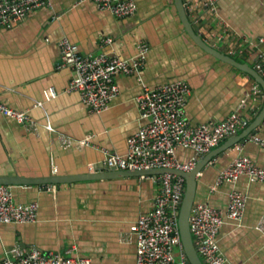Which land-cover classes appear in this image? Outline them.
<instances>
[{
	"label": "crops",
	"instance_id": "obj_1",
	"mask_svg": "<svg viewBox=\"0 0 264 264\" xmlns=\"http://www.w3.org/2000/svg\"><path fill=\"white\" fill-rule=\"evenodd\" d=\"M133 1L137 13L117 18L90 0H52L51 8L0 29V102L32 119L20 124L0 113V177L88 174L90 165L104 160L105 151L125 155L128 139L146 124L137 97L178 80L192 89L186 106L191 126L218 123L233 113L250 124L259 116L264 96L255 93L254 79L199 47L186 32L175 0ZM186 4L202 35L225 54L248 64L264 54L260 42L264 0H220L216 11L206 9L202 0H186ZM109 38L112 42L106 43ZM63 39L78 45L85 55L134 59L141 42L148 43L150 50L140 72L116 77L120 93L110 107L90 113L78 92L67 91L73 70L58 69ZM51 88L57 91L56 98L49 97ZM253 136L264 140V120ZM236 146L214 158L197 176L196 203L226 215L230 192L246 195L243 223L237 226L225 216L219 246L232 264H264V233L256 228L264 222V183L242 177L211 190L221 171L238 156L264 167L263 147L249 139ZM193 156L191 150L178 151L181 162ZM149 177L61 184L55 189L9 186L17 203L38 204V220L0 224V259L16 249L61 254L75 249L74 256L94 264H136L137 242L130 228L153 209L160 187Z\"/></svg>",
	"mask_w": 264,
	"mask_h": 264
},
{
	"label": "built area",
	"instance_id": "obj_2",
	"mask_svg": "<svg viewBox=\"0 0 264 264\" xmlns=\"http://www.w3.org/2000/svg\"><path fill=\"white\" fill-rule=\"evenodd\" d=\"M98 9L111 12L117 18H127L137 13L133 0H90ZM206 9L217 10L220 0H202ZM52 0H0V29H9L25 21L29 15L44 8H51ZM219 42L223 37L218 38ZM107 39L106 43H111ZM264 42L263 39L260 40ZM218 48V47H216ZM60 60L58 69L73 70V79L68 92H78L90 113L106 111L119 95L116 82L118 76H133L146 64L150 46L141 42L134 59H121L108 54H82L78 45L68 39L59 42ZM233 54V53H231ZM233 56V55H232ZM264 77V54L255 65ZM255 93L260 92L255 88ZM192 95L190 85L178 80L145 90L139 97L141 118L146 124L138 133L128 139L125 155L105 151L102 162L90 165V173L117 171H150L170 169L181 172L192 171L198 162L223 142L244 131L250 122L238 113H233L218 123H204L191 126L186 116V106ZM55 89L49 90V97L56 98ZM0 113L20 124H30L27 112L16 111L0 102ZM250 141L264 148V140L257 136ZM88 145V141H83ZM238 151L241 146L235 147ZM179 149L191 150L194 156L188 162H181ZM145 177V176H142ZM242 177L252 183H264V167H259L251 158L238 156L223 169L215 191L222 184H234ZM159 184V191L153 201V209L141 215L130 228L136 238V264H189L179 230V214L186 189V180L177 174L166 173L149 177ZM43 189H55L53 184L42 185ZM248 197L237 190L229 194L227 213L205 203H195L190 216V231L197 253L205 264H232L219 246V235L227 216L237 226L244 220ZM38 220V204H19L11 188L0 185V224H32ZM264 233V222L257 225ZM74 250L65 254L43 253L32 248L16 249L12 255L0 259V264H94L92 260L74 256Z\"/></svg>",
	"mask_w": 264,
	"mask_h": 264
},
{
	"label": "water",
	"instance_id": "obj_3",
	"mask_svg": "<svg viewBox=\"0 0 264 264\" xmlns=\"http://www.w3.org/2000/svg\"><path fill=\"white\" fill-rule=\"evenodd\" d=\"M178 8V13L186 32L201 47L204 51L216 57L217 59L230 64L237 70L252 77L258 85L260 94L264 96V77L255 65L260 62V55H258L252 64L242 63L236 60L235 57L225 54L222 50L215 47L213 42L208 41L200 32V27L194 22L186 0H175ZM264 120V104L260 109L259 116L244 130L234 137L228 139L219 148L214 149L210 154L201 159L196 167L190 172H181L170 169H158L150 171H117L112 169L110 171H103L101 173H88L82 175H69V176H50L46 178H23L15 177H0V185L13 186V185H61V184H74L78 182L98 181L105 179H118L125 177H142L152 175H162L166 173L177 174L186 180V189L183 197L180 214H179V230L181 240L184 246V253L186 254L189 264H205L197 253L196 247L193 242V237L190 231V216L193 212V206L196 203L197 194V176L202 173L206 166L218 155L228 153L230 149L234 148L236 144H243L246 139L256 135L258 128Z\"/></svg>",
	"mask_w": 264,
	"mask_h": 264
}]
</instances>
